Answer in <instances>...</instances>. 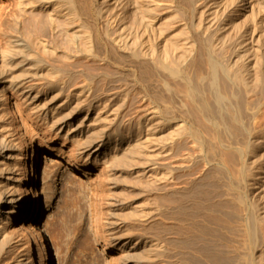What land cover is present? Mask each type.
<instances>
[{
    "label": "bare ground",
    "instance_id": "bare-ground-1",
    "mask_svg": "<svg viewBox=\"0 0 264 264\" xmlns=\"http://www.w3.org/2000/svg\"><path fill=\"white\" fill-rule=\"evenodd\" d=\"M184 1L191 5L192 19L181 10ZM10 3L6 14L13 31L5 46L0 40V255L10 243H22L15 236L20 230L31 245L32 237L35 239L40 251L37 264H50L36 229V186L41 179L47 181L50 168L47 162H40L36 145L47 138L53 141L55 135H61L62 146L67 142L70 152L66 158L76 170L85 172L97 166L108 183L133 176L150 190L160 187L157 193L175 197L177 210L191 217L193 225L207 217L222 228L221 223L242 209L254 246L264 249V161L260 158V153L264 154V0ZM205 66L211 78L208 87L204 84L206 75L199 74ZM125 68L135 84L125 82L126 91L120 92L118 88L128 75ZM164 73L185 85L189 102H182V110L167 104L165 111L133 114L130 110L139 93L135 85L144 93L155 87V82L168 91L181 89L160 78ZM196 74L201 78L195 93ZM46 84L58 96L64 93L65 100L52 107L47 123L36 126V119L24 117L20 107L36 101L34 90ZM65 102L76 104L61 120ZM84 104L87 112L97 105L105 115H99L93 126L85 124V116L74 127L70 119L82 114ZM16 114L20 120L15 119ZM174 118L181 120L173 122ZM203 122L214 129V133L207 132L211 139L192 131V126ZM205 140L210 141L212 153L204 152ZM216 148L224 151L223 168L229 180L235 174L234 189L232 183L226 193L216 190V179L196 175L199 162L211 161ZM30 149L32 159L27 162ZM231 156L235 161L232 168L228 163ZM46 160L51 165L58 162L55 158ZM168 183L173 188L168 189ZM242 185L243 193L238 190ZM104 192L105 185L96 190L98 227ZM230 197L237 201L235 211ZM155 213L153 209L142 211L137 217L147 219ZM142 235L127 247V256L155 243ZM202 243L201 250L211 264H241L226 256L216 243ZM160 244H154V253L142 250L146 257L153 255L144 257V264H155L163 257ZM252 256L255 258H247V264H255L257 258ZM260 258L257 263L263 264L264 258Z\"/></svg>",
    "mask_w": 264,
    "mask_h": 264
},
{
    "label": "rangeland",
    "instance_id": "rangeland-1",
    "mask_svg": "<svg viewBox=\"0 0 264 264\" xmlns=\"http://www.w3.org/2000/svg\"><path fill=\"white\" fill-rule=\"evenodd\" d=\"M9 4H11L10 0H5V3L0 0V9L4 11L3 14H0V40L4 46L13 31L9 28L6 14ZM180 5L183 8L181 9L182 12L190 19L192 16L191 5L187 1L180 3ZM126 70L128 68H125ZM125 71L124 74L128 75L124 78V85L118 88L120 92L126 91L125 82L128 86L135 84L133 76L129 74V71H126V73ZM199 74L206 75L204 84L205 87H208L211 81L209 67L205 66L203 72ZM199 74L195 76V93L196 85L200 84L201 76ZM163 77L170 81L172 88L177 86L178 88L181 87V89L168 91L161 83L156 84L155 82V87L144 93L135 85L134 87L139 93L132 103L133 108L130 111L134 112L133 114L137 116L147 115L151 112H156L158 109L165 111L167 104L182 110V102H189L187 101L189 91L183 83L176 81L167 73L162 74L160 78ZM146 85L148 84L146 83ZM49 87L50 85L46 84L39 86L37 89L35 88L33 96L37 93L38 99L36 101L29 100L27 104L20 107L24 117L33 116L36 119V126L39 123L48 121L52 113L50 111L52 107L58 106L65 100L63 97L64 93L58 96L56 94L57 91ZM207 97L209 98V96ZM74 105H69L68 102L64 106L65 111L62 113L64 116H62L61 120L64 119L65 115L69 113L68 111L73 108L71 106ZM15 109L16 106H14ZM80 110L82 114H76L70 119L74 127L85 116H87L85 124H92L93 126L97 124L96 119H98L99 115H105L103 110L99 111V106L97 105L90 107L89 112H87L88 105L84 104L80 107ZM45 114H48V118L44 117ZM5 116L9 120H13L7 112H5ZM15 119L20 120V116L16 114ZM179 120L181 118L173 122H179ZM192 131L201 138H203L202 134H204L209 139H211V134L207 132L214 133V129L205 122L201 123L200 126L198 124L192 126ZM61 141V135H55L53 141L50 142L47 138L42 144L36 145L40 162H47L50 168L47 181L44 182L41 179L36 186V189H38L37 198L39 199V221L36 229L46 246L50 264H136L137 261L139 264H144V257L150 258L153 255L146 253L148 254V257H146L142 250L148 248L154 253L156 249L154 244L157 241L161 243L160 247L162 245L165 252L163 257L157 258L158 261L155 264H211L201 250V244H203L204 240L211 245L216 243L225 251L226 256L241 264H247L246 259L253 257L252 255L256 256L257 260L260 257L264 258V249L254 246L252 242L242 209L238 213H234L225 223H221L222 228H218L219 225L207 219V217L202 218L200 223L196 220V224L193 225L191 217L183 215L182 212L177 210L175 197L160 196L157 193V191L161 190L160 187L156 188L157 191L150 190L146 184L138 182L133 176L111 180V183L109 180L108 183L102 177L97 166L88 167L85 172L76 170L66 158L67 153L70 152L67 142L62 146ZM209 144L210 141L205 140V153H212L208 149ZM233 153L234 150H232V156ZM215 155V157L213 155L210 156L211 161L208 163L199 162L196 175L202 176L200 179L207 177L216 179V190L226 193V189L230 190L232 183L234 189L235 174L233 179L229 180L228 174L224 171L225 159L222 161V157H225L224 151L216 148ZM232 156L231 163L228 161L231 168L235 165V161H232ZM29 157L26 159L27 162L32 159L31 149ZM46 158H55L58 162L51 165V161L46 160ZM260 158L261 161H264L263 153H260ZM161 184L165 183L158 185ZM102 185H105L104 197L106 199L103 200L104 204L100 206L103 212L100 218L101 224L98 227L96 220L99 213L96 209L95 199L97 197L96 190L100 189ZM167 188L171 189L173 187L168 183ZM238 190L242 193L245 192L244 186ZM199 195L204 198L200 193ZM190 196L192 197V193ZM229 199L230 206L235 211L234 206L237 201L232 197ZM202 200L206 202V199ZM152 209L156 213L151 215L150 218L137 217V213L142 214V211L149 212ZM187 212L190 211L187 210ZM139 221L140 223L142 222V225L145 223L146 225L144 224L143 226L146 227L143 228L142 225L138 224L137 222ZM114 228L116 230L112 234L111 232ZM141 234H143L142 236L145 240L148 239L152 243L155 242L152 245L154 248L151 245L146 248L141 246L137 250L139 254H132L133 252H131V255L127 256V247L132 246L135 239ZM15 236L16 239H21L22 243H10L5 249L4 255L1 252L0 264L39 263L40 251L35 239L32 237L34 244L31 245L28 236L22 234L20 230L15 233ZM181 239H184V242H181ZM125 242H129L126 247L123 246ZM6 252L8 253L5 254ZM123 254L125 255L123 256ZM139 255H142L143 258ZM257 260L255 264H258Z\"/></svg>",
    "mask_w": 264,
    "mask_h": 264
}]
</instances>
